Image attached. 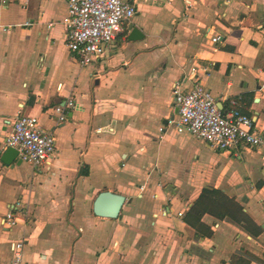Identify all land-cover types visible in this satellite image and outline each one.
Masks as SVG:
<instances>
[{"label": "crops", "instance_id": "crops-1", "mask_svg": "<svg viewBox=\"0 0 264 264\" xmlns=\"http://www.w3.org/2000/svg\"><path fill=\"white\" fill-rule=\"evenodd\" d=\"M134 3L109 50L81 66L65 43L68 0H0V264L17 241L24 264H264V147L215 151L164 123L177 119L173 84L199 83L264 133V0ZM133 28L142 40H127ZM68 98L57 125L49 109ZM19 115L55 137L47 169L2 161ZM205 188L235 199L252 235L199 203ZM103 191L125 197L116 219L92 212Z\"/></svg>", "mask_w": 264, "mask_h": 264}, {"label": "built area", "instance_id": "built-area-1", "mask_svg": "<svg viewBox=\"0 0 264 264\" xmlns=\"http://www.w3.org/2000/svg\"><path fill=\"white\" fill-rule=\"evenodd\" d=\"M190 6L188 3L185 10ZM135 13L134 0H68L64 22L68 51L81 66L98 61L122 34V24L131 21ZM211 41L218 43L220 37ZM172 95L177 119L167 120L166 127H172L177 134L188 133L213 150L230 154L238 152L241 147H264V133L249 116L234 106L235 101H230L227 108H221L213 95L199 83L188 90L175 83ZM75 105V101L68 98L62 105L50 108V116L61 125ZM9 127L5 147L14 149L22 161L47 169L56 149L53 134L43 132L37 118L30 115L17 116ZM163 130L159 128V132ZM101 131L99 128L97 133ZM19 205L11 207L4 216L2 223L5 227L12 229L19 223L14 216ZM23 246L22 241L11 243V264H24Z\"/></svg>", "mask_w": 264, "mask_h": 264}, {"label": "trees", "instance_id": "trees-1", "mask_svg": "<svg viewBox=\"0 0 264 264\" xmlns=\"http://www.w3.org/2000/svg\"><path fill=\"white\" fill-rule=\"evenodd\" d=\"M198 201L204 206L216 210L220 216L219 218L246 230L252 235L247 230L252 222L243 212V207L235 199L229 198L223 191L205 188L202 190Z\"/></svg>", "mask_w": 264, "mask_h": 264}, {"label": "water", "instance_id": "water-1", "mask_svg": "<svg viewBox=\"0 0 264 264\" xmlns=\"http://www.w3.org/2000/svg\"><path fill=\"white\" fill-rule=\"evenodd\" d=\"M142 39L143 35L137 28H133L127 37L128 41H138ZM164 123L166 124L167 121H164ZM17 157L18 153L14 149L7 148L3 155L2 161L5 164H10V162H12ZM124 202L125 197L123 195L109 191H103L100 192L94 199L92 212L97 217L116 219Z\"/></svg>", "mask_w": 264, "mask_h": 264}]
</instances>
